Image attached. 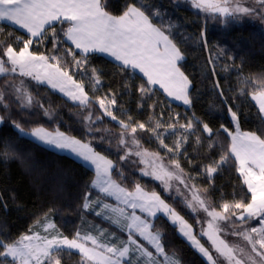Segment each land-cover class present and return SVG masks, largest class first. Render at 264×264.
I'll use <instances>...</instances> for the list:
<instances>
[{
    "label": "trees",
    "instance_id": "16d2710c",
    "mask_svg": "<svg viewBox=\"0 0 264 264\" xmlns=\"http://www.w3.org/2000/svg\"><path fill=\"white\" fill-rule=\"evenodd\" d=\"M102 3L113 15L122 14L127 4L147 5L146 14L152 23L169 35L182 53L179 68L190 81L191 103L188 107L173 103L160 89L148 85L143 76L105 55L79 53L66 41L68 22L48 27L40 38L32 39L29 51L49 57L50 63L67 71L83 86L89 103L87 106L73 103L31 76L0 75L3 94L0 117H4L0 125V241L4 243L37 233L48 223L69 238L77 232L98 234L102 230L109 236L108 241L115 244L110 231L125 234L96 214L93 206L91 209L90 205L99 200L111 202L93 188L94 171L21 134L13 122L25 131L36 127L59 130L89 144L113 162L112 177L121 186L132 190L139 185L158 193L189 221L190 213L180 206L181 202L166 196L160 184L144 174L143 156L135 154L140 149L156 152L170 163L178 162L216 210H222L224 203L251 200L234 157L212 177L205 168L219 160L230 146L231 138L223 130L234 131L229 109L236 113L243 132L264 138V118L251 98L264 82V27L249 17L204 14L179 0H102ZM29 38L23 31L0 22V52L7 46L19 51ZM76 60L81 63L77 65ZM96 77L99 84L95 83ZM141 86L146 88L145 92H141ZM23 92L31 96L30 104ZM104 97L115 98L110 111L116 120L107 117L97 103L98 98ZM89 115L90 120L86 118ZM121 120L129 124L127 130L120 126ZM189 121L193 128L186 132L180 125ZM157 122L161 125L156 128L159 138L151 131ZM140 123L145 129L137 128L135 139L139 146H136L131 127ZM204 124L213 130L211 137L203 131ZM122 133L124 144L120 143ZM182 137L186 140L177 150L175 144ZM86 199L88 208L84 207ZM152 225V230L160 233L165 251L178 256L182 264H207L168 219L158 216ZM54 256L60 264H90L67 250ZM0 261L5 258L0 257Z\"/></svg>",
    "mask_w": 264,
    "mask_h": 264
},
{
    "label": "snow or ice",
    "instance_id": "6c2138e0",
    "mask_svg": "<svg viewBox=\"0 0 264 264\" xmlns=\"http://www.w3.org/2000/svg\"><path fill=\"white\" fill-rule=\"evenodd\" d=\"M256 3L258 8L245 7L242 0H192L194 7L224 17H233L237 14H258L264 18V0H256ZM146 10L147 5L137 7L135 4H127L122 14L113 15L106 10V5L102 3V0H0V21L18 25L30 34V38L23 42V47L19 51L12 46H7L3 52H0V75L19 72L21 76H31L37 81H42L41 72H43V79H46L53 88L58 87L74 101H79L81 105L87 106L89 97L82 85L77 84L72 76L58 65L50 64L49 57L37 56L29 51V46L33 43L32 38L41 37L45 32L46 25L51 26L57 21L68 22L69 27L64 35L72 41L77 49H81L84 53L89 51L109 53L123 65L139 69L147 77L148 85L158 84L169 96L182 100L184 104H190L191 101L188 97L190 81L177 66V62L183 59V56L169 35L152 23ZM155 15L158 16L159 13L157 12ZM53 35H55L54 28ZM205 43H207L206 40ZM3 57H6L7 60L5 61ZM75 63L79 65L81 61L76 60ZM6 65H10V67ZM95 83L99 84L98 77H96ZM69 84L73 86L74 90H66V86ZM140 90L145 92L146 88L141 86ZM17 91L22 92V89H17ZM23 97L27 103H31V96L28 93L23 92ZM252 99L259 105V111L264 113V82H262L261 89L252 94ZM2 100L3 94L0 93V101ZM98 103L100 108L104 109L105 115L113 120L117 119L109 110V107L116 103L114 97L110 100L108 97L98 98ZM229 111L232 120L237 121L236 113L231 109ZM86 118L90 120L91 116ZM3 121L4 117H0V123ZM13 123L21 134H29L25 133L19 123ZM119 124L124 130L129 128V124L122 120L119 121ZM159 127L161 125L157 122L151 131L156 133V128ZM180 127L187 132L193 128L192 121L186 125H180ZM137 128L143 130L145 125L140 123L131 127L132 142L139 146V141L135 139ZM223 130L231 137L230 146L219 160L206 166L205 172L209 177H212L223 164L234 157L235 163L238 164L237 171L243 177V183L247 185V189L251 193V200L247 203L243 201L233 204L224 203L221 206L222 211H217L215 208H210L199 191L192 185L190 187L191 200H187L186 205L192 211L202 209L211 217L208 221V231L203 235L208 237L215 252L219 257H223L227 264H264V138L251 132L242 133L238 126L235 134L228 132L227 128ZM203 131L208 133L209 137L213 134V130L207 124L203 125ZM30 135L58 149H67L94 165L96 179L92 183L101 192L116 196L117 199L123 197L124 203L129 207L139 208L141 212H146L151 217H155L157 212L167 214L173 223L180 225V232L193 242L209 264H217L213 254L192 235L191 225L183 217L154 192L149 196L147 193H143L139 185L136 186L135 193L120 187L111 179L112 161L95 152L89 144L66 136L59 130L53 134L43 127L33 128ZM156 135L159 138L160 134L156 133ZM123 136L124 133L121 134V144L125 143ZM184 140L186 137H182L176 142L177 150ZM160 142L162 145L164 144L163 139ZM164 147L167 148V145ZM168 151L172 152L173 149L168 148ZM135 154L153 157L151 163L154 170L152 173L145 174H151L155 179L162 180L166 187L169 186V181L175 179L189 188L182 176L183 170L178 162H172L176 171H170L162 163L158 165L157 171L156 161L159 160V157L156 154H148L146 151L144 153L138 151ZM84 207H89L87 199ZM104 207L108 208L109 206L104 205ZM113 211L119 212L126 220L130 221L126 225L130 233L128 241L127 243L121 242L120 247L101 244L97 237L81 236L79 232L73 238L60 233L52 236L51 239L46 236L41 237L39 234L24 235L11 243L0 241V249H3L0 251V257L5 258V261H0V264H5L8 257L12 258L11 264H60V260L55 258L54 253L64 249L78 250L83 258L94 262V264H121V258L128 255L130 245H135L143 256L149 258L148 264H157L153 253L132 238V231L152 244L156 253L164 256L165 261L170 260L171 264H180L174 256L169 257L165 253L164 246L160 242V233L152 232L153 225L147 220L141 219L135 215V212L131 216H127L123 209H113ZM231 216H236V219L241 222L258 218L259 228L252 227L250 230L234 233L247 242L251 253H254L255 256L245 254L243 248L238 245H230L221 238L220 233L223 229L219 222L229 220ZM54 227L55 225L51 223L46 225V229ZM88 242H91V247L88 246ZM237 253L240 255L238 256ZM245 255L247 256L246 260L244 259ZM256 257H259V261L256 260Z\"/></svg>",
    "mask_w": 264,
    "mask_h": 264
},
{
    "label": "rangeland",
    "instance_id": "374dc122",
    "mask_svg": "<svg viewBox=\"0 0 264 264\" xmlns=\"http://www.w3.org/2000/svg\"><path fill=\"white\" fill-rule=\"evenodd\" d=\"M179 1H182V2H188L190 3V5L197 11L201 12V13H204V14H212V15H219L217 13H211V12H206V11H203L201 9H198L196 7L193 6L192 4V0H179ZM242 3H243V6L245 7H250V8H258V4L256 3V0H242ZM221 16V15H219ZM224 17V16H222ZM236 17H249L252 21H255V22H259L263 27H264V18H262L261 15H258V14H253V15H244V14H237ZM224 18H232V17H224ZM166 34V33H165ZM43 35V34H42ZM32 39H37V38H32ZM182 54V53H181ZM35 55V54H34ZM182 61L179 60L177 62V66L179 67V63ZM49 62V61H48ZM50 63V62H49ZM52 64V63H50ZM54 65V64H53ZM181 71V70H180ZM11 74V72H8ZM19 73V72H17ZM35 75V74H34ZM41 76H42V81H37L41 84H44L46 86H48L50 89H52L53 91L59 93L61 96H63L64 98H66L67 100L73 102V103H76V104H80L79 101H74L70 96L66 95L65 92H62L60 91V89L57 87V88H53L51 86V84H49L47 82L46 79H43V72H41ZM73 79V78H72ZM35 80V79H34ZM74 80V79H73ZM75 81V80H74ZM76 82V81H75ZM77 83V82H76ZM78 84V83H77ZM157 86H159L158 84H156ZM190 87V85H189ZM66 90H74L73 86L72 85H67L66 86ZM188 92H189V88H188ZM78 94V93H77ZM252 98V96H251ZM253 100V99H252ZM253 102L256 104V106L258 107L259 109V105L256 103L255 100H253ZM98 103V101H97ZM99 104V103H98ZM107 104V102H106ZM103 112H104V109H102ZM109 110L110 107H109ZM263 118H264V113H261ZM107 116V115H106ZM109 117V116H107ZM110 119H112L111 117H109ZM230 119H231V122L233 124V127H234V131L232 132L233 134H235L236 130H237V126L239 128V131L243 133V131L240 129V126H239V122H238V118H237V121H233L232 120V116H231V112H230ZM1 125V123H0ZM45 129V128H44ZM47 130V129H46ZM49 131V130H47ZM30 131H25V133H29L25 136L29 137L30 139H33L34 141H36L37 143L43 145L44 147L50 149V150H53L57 153H60V154H65V155H68L70 157H72L73 159L79 161L80 163H82L83 165H85L86 167H88L89 169L93 170L94 173H95V176H94V180L96 179V170H95V166L94 165H91L89 162H86L84 161L82 158L78 157L75 153H72L71 151L67 150V149H58L56 147H54L53 145H49V144H45L43 143L42 141L38 140L37 138L33 137L30 135ZM49 132H52V131H49ZM56 131L52 132L53 134H55ZM60 132V131H59ZM65 134V133H64ZM24 135V134H23ZM66 135V134H65ZM257 135V134H256ZM68 136V135H66ZM71 137V136H69ZM231 138V137H230ZM82 142V141H81ZM84 143V142H82ZM87 144V143H86ZM134 144V143H133ZM136 145V144H134ZM90 146V145H89ZM137 146V145H136ZM91 147V146H90ZM92 148V147H91ZM93 149V148H92ZM94 150V149H93ZM95 151V150H94ZM141 153H144L145 151L148 153V154H156L158 157H159V160L156 161V165H157V171H158V165L160 163H162L165 167H167L170 171H176L175 168H174V165L166 160H164L158 153L156 152H150V151H147L145 149H140L139 150ZM96 152V151H95ZM98 153V152H97ZM100 154V153H99ZM101 155V154H100ZM103 156V155H101ZM105 157V156H104ZM107 160H110L108 159L107 157H105ZM153 157L151 155H148V156H143V164H144V167H145V170H144V174L145 173H152L153 172V165L151 163ZM111 161V160H110ZM113 164V162H112ZM238 165V164H237ZM113 168H114V164H113ZM113 168L110 170L111 171V179L113 181H115L112 177V170ZM147 177H151L152 179H154V181H156L157 183L160 184V186L162 187V190L164 192V194L168 197H170L171 199H174V200H179L180 203V206L182 208H186L188 210V212L190 213V216H191V221L189 220H186L181 214L180 212L175 209L172 205H170L169 203L166 202V200L164 198H162L158 193L160 198L162 200L165 201V203H167L171 208H173L181 217H183V219L189 224L191 225V231H192V235H194L196 237V239L200 242V244H202L205 248H207L212 254L213 256L216 258L217 260V264H227V261L223 258V257H219L218 254L215 252V250L213 249L212 247V244H211V241L208 240V237L203 235L204 232L208 231V221L211 219V217H209L207 215V213H205L202 209H198L197 211H192L190 208L187 207L186 205V201L187 200H191V196H192V193L190 191V187L193 185L192 182L190 181V178L187 174H185L184 172H182V176L183 178L185 179L186 183L189 185V188H186L184 184H181L178 180H171L169 181V186H165V183L162 181V180H158V179H155L153 175L151 174H145ZM241 176V175H240ZM242 177V176H241ZM243 179V177H242ZM93 180V181H94ZM116 182V181H115ZM117 184H119L118 182H116ZM120 185V184H119ZM120 187L126 189L128 192H132V193H135V189H132V190H129L127 188H125L124 186H121ZM247 187V185H246ZM93 188L98 191L101 195H103L104 197H106L107 199L111 200V202H105V201H102V200H99L98 202H96V204H91V209H92V206L94 207V212L96 214H98L100 217L104 218L106 221L110 222L112 225H114L115 227H117L118 229H121L122 231L125 232L124 235H121V234H117L116 232L114 233L110 231V233H112L111 235V238H114V241H115V244H112L110 243L109 241V236L108 235H105L104 232L102 230H100V233L98 234H91V233H85V234H81V236H84V235H91L93 237H97L98 238V241L99 243L101 244H106V245H109V246H116V247H120L121 246V242H124V243H127L128 241V237L130 235L129 233V230L128 228L126 227L127 223H129L130 221L129 220H126L124 218V216L120 215L119 212H114L113 209H123L124 210V213L125 215L127 216H131V214L133 212H135V215L139 216L141 219H144V220H147L150 224H153L154 222V219H156L158 216H163L165 217L166 219H168V221L172 224V226L176 227L177 229V233L180 235V237H182L187 243L188 245L195 251L197 252L206 262L207 264H209V262L207 261L206 257H204L200 252L199 250L197 249V247L193 244V242L191 240H189L186 236H184L181 232H180V225L178 223H173L172 222V219L165 213L163 212H157L156 216L155 217H151L149 216L146 212H141V210L139 208H136V209H132L131 207H129L126 203H124V199L123 197H121L120 199H117L116 196H110V195H107L106 193H103L99 190V188L97 187H94ZM140 188L142 189L143 193H147L149 196L153 193V192H148L146 191L144 188H142L140 186ZM196 188V187H195ZM197 189V188H196ZM198 190V189H197ZM199 191V190H198ZM155 193V192H154ZM199 194L201 195V197H203L205 200H206V203L210 206V208H213L209 202H207V199L201 194V192L199 191ZM251 194V193H250ZM104 205H108L109 207L108 208H105ZM217 211H222V210H217ZM239 211V210H237ZM119 221V222H117ZM219 225L221 227V229H223V231L220 233V236L221 238L225 239L230 245H238L240 248H243L244 249V252L245 254H251L253 256H255L254 253H251V248L250 246L247 244L246 241H244L242 239L241 236L239 235H236L234 233H239V232H242V231H245V230H250L252 227H256V228H259L260 227V224L258 222V218H252V219H248V220H245L244 222H241L239 220L236 219V216H231V218L229 220H226V221H220L219 222ZM53 231H55V227L54 228H49L47 232L49 233H53ZM151 231L154 232L151 228ZM155 233V232H154ZM41 237H45V234H40ZM131 236L133 239H136L144 248H146L148 251L152 252L153 253V257L155 259V261L157 262V264H171V261H165V258L164 256H161V255H158L156 253V249L155 247L150 244L147 240L143 239L142 237L139 236L138 233H136L135 231H132L131 232ZM109 240V241H108ZM161 242V240H160ZM162 244V243H161ZM88 246L91 247V242H88ZM64 250H67V249H64ZM75 250V249H73ZM165 250V249H164ZM67 251H70V252H75V251H72V250H67ZM78 251V250H76ZM79 252V251H78ZM78 252H75L77 254H79L82 258L83 256L78 253ZM165 253L169 256V257H173L174 255L170 254V253H167L165 251ZM237 255L239 256L240 253H237ZM177 260H179L180 264L181 261L179 259V257L177 256H174ZM10 258V257H8ZM133 261H132V259ZM247 256L245 255L244 256V259L246 260ZM84 260H86L85 258H83ZM148 260L149 258L146 257V256H143L141 254V252L139 250L136 249V246L135 245H130V251L128 253L127 256L121 258V264H127L128 263H131V264H134V262L137 264V262L141 263V264H148ZM256 260L259 261V257H256ZM12 261V260H11ZM11 261H9L11 264ZM87 261V260H86ZM88 263L90 264H94V262H91V261H87Z\"/></svg>",
    "mask_w": 264,
    "mask_h": 264
},
{
    "label": "crops",
    "instance_id": "0c3cea01",
    "mask_svg": "<svg viewBox=\"0 0 264 264\" xmlns=\"http://www.w3.org/2000/svg\"><path fill=\"white\" fill-rule=\"evenodd\" d=\"M0 22H3V23H6V24H9V25H11V26H13V27H15V28H17V29L23 31L24 33H26L27 35L30 36V34L27 33V31H26L25 29L20 28L18 25L11 24V23H9V22H7V21H0ZM58 22H59V21L54 22L53 25H55V24L58 23ZM53 25H51V26H53ZM48 27H50V26L46 25V26H45V30H46ZM34 38H37V39H38V38H40V37H34ZM66 41H67L68 44H70V45H71L76 51H78L79 53H81V54H83V55H91V54H102V55H105V56H107V57L113 59L114 61H116L119 65L124 66V67H126V68H130V69H132L134 72L140 74L141 76H143V77L147 80V77L144 76V74H143L142 72H140L139 69H133V68H131V67H129V66H125V65H123V63H122L121 61L116 60L115 57H113V56L110 55L109 53H104V52H99V51H89L88 53H84L81 49H77V48L75 47V45L72 43V41L68 40L67 37H66ZM153 86L156 87V88H158V89H160V90L166 95V97H167L170 101H172L173 103H176V104H179V105H182V106H185V107H188V106H189V104H184L182 100H177V99H175L174 97L169 96V95H168V94H167V93H166V92H165L160 86H157V85H153ZM48 224H49V223H48ZM48 229H49V228L46 229V226H44V227L42 228L41 231H39V232H37V233H34V234H32V235H35V234H39V235H40V234H45L46 237H48L49 239H51L52 236H54V235H56L57 233H59L56 229H55V231H53V233H49V232H47ZM32 235H29V236H32ZM72 251L78 252V251H76V250H72ZM78 253H80V252H78ZM80 254H81V253H80ZM81 255H82V254H81ZM7 260L11 261L12 258H11V257H10V258H7Z\"/></svg>",
    "mask_w": 264,
    "mask_h": 264
}]
</instances>
